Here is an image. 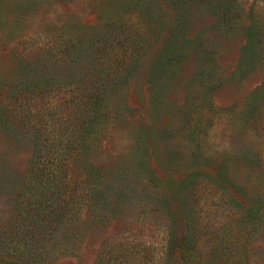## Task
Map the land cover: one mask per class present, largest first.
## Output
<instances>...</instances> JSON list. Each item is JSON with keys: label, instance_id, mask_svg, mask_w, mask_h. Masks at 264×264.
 <instances>
[{"label": "rangeland", "instance_id": "obj_1", "mask_svg": "<svg viewBox=\"0 0 264 264\" xmlns=\"http://www.w3.org/2000/svg\"><path fill=\"white\" fill-rule=\"evenodd\" d=\"M255 27L264 40V0H0V264H185L223 247L260 264L264 228L247 241L251 208L264 220ZM96 88V182L62 205L73 220L29 242L39 149L77 137Z\"/></svg>", "mask_w": 264, "mask_h": 264}, {"label": "trees", "instance_id": "obj_2", "mask_svg": "<svg viewBox=\"0 0 264 264\" xmlns=\"http://www.w3.org/2000/svg\"><path fill=\"white\" fill-rule=\"evenodd\" d=\"M250 35L255 42L261 43L264 41L257 27L251 28ZM64 55L70 57L71 52H64ZM106 78L107 80L112 79L110 77ZM101 92L102 90L96 88L88 94L87 102L90 103L88 104L90 109L87 110L88 113L85 116H78L77 113L74 115L72 132H77V137L74 140L66 144L61 141L52 148H47V144H43L39 149L31 177L33 184L44 188L46 192L37 197L38 204L36 207L32 202L26 205L24 220L29 225L30 232L26 239L29 242L31 239H33L32 241L38 239L34 237L36 229H40L45 234L41 237V240L44 241L49 237L50 227L54 226L57 221L62 220L64 217L65 220H73L76 214L71 213V210L67 212L66 207L63 208L62 205L71 202L76 204L80 200H84L87 197V192L92 189L91 184L96 182L84 160L91 153L92 146H94L99 135L96 132L97 130L94 129V124L97 123L100 114H102ZM258 127L260 126H256L255 129L257 130ZM45 147L46 150H44ZM82 190H84V193ZM251 209V217L254 221L248 227L247 241L249 244L254 240L259 227L264 228V220H261L259 215L261 207L254 206ZM238 239V237H232L229 244H239ZM247 241L243 242V245H247ZM229 244L226 243L225 245ZM222 246L224 245L222 244ZM188 255L190 256L186 259L185 264H243L237 255L233 254L230 257L224 247L211 251L206 255V258L191 255V253ZM244 264H250V262L246 260ZM252 264H259V261H254ZM260 264H264V251Z\"/></svg>", "mask_w": 264, "mask_h": 264}]
</instances>
